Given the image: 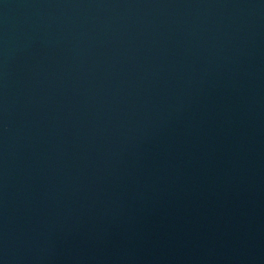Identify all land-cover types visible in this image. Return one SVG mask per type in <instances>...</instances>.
<instances>
[{
	"label": "water",
	"instance_id": "1",
	"mask_svg": "<svg viewBox=\"0 0 264 264\" xmlns=\"http://www.w3.org/2000/svg\"><path fill=\"white\" fill-rule=\"evenodd\" d=\"M0 264H264V0H0Z\"/></svg>",
	"mask_w": 264,
	"mask_h": 264
}]
</instances>
